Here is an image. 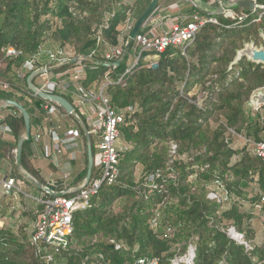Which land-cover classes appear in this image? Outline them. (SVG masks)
I'll return each instance as SVG.
<instances>
[{
    "label": "trees",
    "instance_id": "trees-1",
    "mask_svg": "<svg viewBox=\"0 0 264 264\" xmlns=\"http://www.w3.org/2000/svg\"><path fill=\"white\" fill-rule=\"evenodd\" d=\"M176 1L168 0L158 6L168 8ZM201 1L209 4L213 0ZM151 2L0 0V81L15 90L29 88L32 73L21 80L17 71L48 41L71 49L74 56L103 62L109 46L128 41L131 30L126 22L139 20ZM257 3L264 5V0ZM232 11L237 17L245 14L247 18L234 21L223 14L216 15L218 24L205 25L185 55L174 47L161 54L144 52L139 64L127 72L132 56L141 51L131 41L116 69L102 64L91 69L90 61L85 62L89 67L82 86L98 91L107 85L105 94L113 109L132 108L119 127L124 146L116 183L103 186L86 209L74 214L70 247L63 253L32 246L30 235L26 239L23 231L20 240L7 227L0 228V264H131L138 258L175 264L190 246L195 248L192 264H264V245L256 244V232L244 222L251 215L243 213L238 203L224 208L234 196L246 198L253 183L260 190L251 199L253 206L264 197V165L253 155L251 146L264 140V119L260 114L247 116L243 110L252 93L264 87V67L244 60L229 71L244 42L264 44L259 33L264 31V18L248 23L252 11ZM194 12L207 15L192 7L187 13ZM8 47L23 51V56L5 59L4 49ZM149 58L158 66L152 67ZM75 68V63H71L53 73ZM108 72L111 82L105 78ZM33 82L38 86V78ZM64 97L72 101L70 94ZM6 101L21 104L30 115L32 127L39 122L36 109L42 113L45 103L41 98L30 102L13 91H0V103ZM5 110L11 113L6 114L5 123L10 126L14 141L0 137V160L7 158L10 149H17L25 133L24 118L13 115L19 111L12 107ZM80 118L89 130L86 118ZM77 128L81 141L87 144L83 128ZM236 136L244 140V147H234ZM33 152L32 140L26 141L22 168L45 185L32 162ZM84 157L86 168L71 184H78L87 176V146ZM10 161L15 169L12 176L23 181L24 174L19 171L14 154ZM99 176L100 170L94 166L92 180ZM152 177L154 181L150 182ZM50 189L56 191L53 186ZM213 190L226 194V202L210 200L208 195ZM40 192L47 200L53 198ZM13 204L0 203V215L5 220L15 218ZM39 207L40 211L42 205ZM231 227L243 236L248 247L229 237Z\"/></svg>",
    "mask_w": 264,
    "mask_h": 264
},
{
    "label": "built area",
    "instance_id": "built-area-1",
    "mask_svg": "<svg viewBox=\"0 0 264 264\" xmlns=\"http://www.w3.org/2000/svg\"><path fill=\"white\" fill-rule=\"evenodd\" d=\"M250 1L254 3L252 13L258 14L257 20L263 19L264 5H259L257 0ZM228 2L213 0V3H210L211 6H214V4L217 5V3L220 6L212 11H205L207 15H201L197 12L192 14L182 12L180 5L175 3L171 6V12L178 11L168 17V15H162L166 9L162 6H157L142 26L139 35L135 40H132L136 47L141 48V51L132 56L127 72L139 64L144 52L155 51L161 54L168 48L174 47L181 50L182 54L185 55L187 48L192 46L198 33L205 25L218 24L215 16L219 14L214 13L218 9L223 8L221 14L227 19L243 21L247 18L245 14L237 17L232 9L224 8V5ZM191 7L199 9L194 2H191ZM134 25L135 22L130 23L129 20L126 22V26L131 31ZM98 36L100 40L101 32L98 33ZM129 42V39L127 42L121 40L118 46H109V51L105 54V60L103 62H96L91 57L74 56L69 48L62 49L55 47L54 49H49L47 44H45L40 48L39 53L35 57L25 61L17 71L19 79L22 80L28 73L44 70L43 74L36 77L40 80L37 87L44 93L50 95H58V93L70 94L73 102L81 107L80 112L75 109V115H69L55 103L42 99L45 102L42 106V113L39 112V109H36V117L39 122L31 132L33 146L35 147L36 153L39 149L43 157L51 161H57V158L68 156V162L64 163L63 167L64 179H67L68 175H70L72 162L77 160V155L83 148L78 128L66 126L58 118V114L62 112L69 118H75L84 129L86 128L84 123L80 122V116H83L86 118L89 126V130L87 129L88 133L98 140V143L95 145L97 154L94 156V166L100 170V176L93 180L91 178L88 183L84 181L80 188H70L64 191L67 194L76 193L72 196H66L65 194L64 196L53 197L49 200L45 199V195L43 196L39 201L42 209L37 212L38 218L30 233V243L34 247L40 248L45 246L52 248L55 253L67 251L70 247L69 237L74 231V214L79 210L86 209L91 199L98 195L103 186H112L116 183L119 175L120 153L122 151V147H119V127L125 122L128 112H132V108H129L127 111L113 109L109 98L105 94L107 85L95 91L94 89H86L81 83L86 79V70L89 67L85 62L90 61L92 65L90 66L91 69H97L101 64L116 69L117 66L115 64L121 60L123 61L128 53ZM4 52L5 59H18L23 56V51L13 47L5 48ZM71 63H75V69L65 73H53L55 69ZM111 65L114 66L111 67ZM150 65L155 67L158 66V63L157 61H151ZM109 74L110 72L105 76L107 82H111ZM0 91H13L17 96H25L26 100L30 102L39 98L30 88L15 90L11 88L10 84L1 81ZM1 105L0 137L3 140H12L14 139L13 132L10 126L5 123L6 115L3 113V110L9 108V106L6 102H2ZM13 115L22 116L20 112H14ZM251 146L253 155L261 160L264 165V140L254 143ZM173 148L175 150V146ZM13 153L16 156L17 149ZM36 153L33 155L34 157L37 156ZM152 181H154V177L150 178V182ZM19 184L21 183L14 177L4 176L2 171H0V195L2 197H14L18 193H22L23 191H21V185ZM222 191L218 193L213 190L208 195V198L222 202L224 201V196H226V194L221 193ZM262 202L264 204V197L262 198ZM232 233L240 236L241 240L235 239ZM228 235L231 239L245 244L248 247L243 241V236L235 228L231 227ZM120 248V245L116 246L117 250ZM194 253L195 248L190 246L187 254L179 259V262L175 261L174 263L192 264ZM49 258L51 259L52 257L49 256ZM131 264H159V261L156 258H138Z\"/></svg>",
    "mask_w": 264,
    "mask_h": 264
},
{
    "label": "water",
    "instance_id": "water-1",
    "mask_svg": "<svg viewBox=\"0 0 264 264\" xmlns=\"http://www.w3.org/2000/svg\"><path fill=\"white\" fill-rule=\"evenodd\" d=\"M160 0H152L151 4L149 5L148 9L144 12V14L141 16L139 20L136 21L134 28L132 29L129 40L130 42L132 40H135L136 37L139 35L142 26L146 22V20L150 17V15L155 11L159 4ZM194 4L201 9L202 11H212L213 6L209 4H204L201 0H192ZM224 8L226 9H235L240 8L246 11H253L254 10V3L250 0H241V1H229L224 5ZM223 8L218 9V11H214L216 14H221ZM260 38L264 42V31L260 30ZM129 42V44H130ZM129 47V46H128ZM246 60L248 63L257 65V66H263L264 67V44L257 46L254 41H251L249 43L244 42L243 48L241 50H238L236 53V56L233 60V62L229 66V71H231L235 66H238L242 61ZM123 61L116 63L115 65L118 67L121 65ZM114 65H111L113 67ZM107 67H109L107 65ZM157 67V66H155ZM44 70L33 72L29 78H28V86L31 91L36 93L39 98L50 101L58 105L60 108H62L67 114L69 115H75V107L64 97L59 95H50L44 93L42 90H40L35 84L34 79L38 77L39 75L43 74ZM6 104L9 107L15 108L18 110L22 117L24 118L25 122V133L20 138L18 145H17V154H16V162L19 168L23 171L22 168V152H23V146L26 141L31 140V132H32V126H31V118L29 113L26 111V109L19 103L15 101H6ZM264 107V87L259 88L255 90L250 99L244 104L243 110L247 116H255L256 110H259ZM84 133L87 138V144H88V171L87 176L85 179V182L88 183L91 180L92 172L94 168V155L92 151V143H91V136L88 133L87 129L84 128ZM24 172V171H23ZM25 176L39 189L44 191L45 193L50 194L53 197H59L64 196L67 194V192H56L51 190L49 187L42 186L35 178L24 172Z\"/></svg>",
    "mask_w": 264,
    "mask_h": 264
},
{
    "label": "rangeland",
    "instance_id": "rangeland-1",
    "mask_svg": "<svg viewBox=\"0 0 264 264\" xmlns=\"http://www.w3.org/2000/svg\"><path fill=\"white\" fill-rule=\"evenodd\" d=\"M124 1L127 2L128 4H130V3L133 4V2H134V0H124ZM166 1L168 2V0H160L159 3L164 4V2H166ZM223 1L228 2L230 0H223ZM191 2H192V0H177V5L179 4L181 7V11L186 13V12L190 11V9H191ZM211 3H213V1ZM171 6H169V7H171ZM219 6H220V4H218V3H217V5L214 4L213 9L219 8ZM169 7L166 8V6L163 5V8L166 9L162 13L163 16H165L166 14L172 15V14L177 13L178 10H176L174 13H172L171 10L169 9ZM257 17H258V14L253 13L252 18L250 20H248V23L251 22L252 20H255ZM47 47L49 49H54L55 47H57V44L53 41H48ZM148 60L150 62L153 61L151 58H149ZM58 95L64 97L65 94H59L58 93ZM71 102H72V105L75 107V109L78 112H80L81 107H79L77 104H75V102H73V100ZM255 114H260L262 116V118L264 119V107L259 109V110H256ZM80 122L82 123L81 118H80ZM86 123H87V120H86ZM70 124L78 126L79 122L76 120V123L74 124V122L71 121ZM233 141L235 143L234 144L235 148H241V147H244V145H245L244 140L239 136H236V138H234ZM97 143H98V140H96L95 137L93 136V138H92V147H93L92 151H93L94 156H96V154H97V150L95 149V145ZM86 146H87V152H88V144H85V142L82 141L83 150H85ZM123 146H124V144L120 140L119 147L123 148ZM83 159L84 160L80 159L79 160L80 162L78 164H76V166H75L77 172H80L82 170V168H86L85 157ZM82 161H83V164H82V167H80V163H82ZM62 179H63V181H60L61 182L60 184H70L73 181V175H72V173H70V175H68L67 179H64V177H62ZM84 181H85V179H84ZM23 182L25 183V186H26V191L24 193L23 192L18 193L14 197L13 196H7L6 199L5 198L3 199V197L1 196L2 200L0 201V203L3 202L4 206H6L7 204H9V202H11V199L13 200L14 204L12 206V209H14L13 212H15L16 216L12 220H2V219H4V217H2L0 215V226L2 225L1 223L4 222V225H3L4 228L7 227L11 231H13L14 234H16L20 240H22V237H23L20 232L23 231V233L25 234V237L27 239V236H29L31 231L33 230L34 222H36V220L38 218V215H36V212L39 211V209H40V207H39L40 203L37 200H33L32 196L38 197V196L42 195V193L40 192V189H37V187H35V185L25 175H24ZM247 193H248L247 197L243 198V199L235 197V196L232 197L231 200L229 199L230 201L224 206V208L227 209L233 203H238L239 206H241V211L243 213L251 215V218L245 217V219H244L245 225L249 224V226H251L252 229L256 232V238H255L256 244L264 245V204H263V202H261L260 204H258L254 207L253 204L251 203V199H253V196L257 193H260L258 185L255 183L250 185V188L247 190ZM29 194H31V195H29ZM41 197H43V196H41ZM224 201L226 202V196H224ZM2 206H3V204H2Z\"/></svg>",
    "mask_w": 264,
    "mask_h": 264
},
{
    "label": "crops",
    "instance_id": "crops-1",
    "mask_svg": "<svg viewBox=\"0 0 264 264\" xmlns=\"http://www.w3.org/2000/svg\"><path fill=\"white\" fill-rule=\"evenodd\" d=\"M176 3H177V1H176ZM169 9L171 10V7H169ZM169 11V10H168ZM172 11V10H171ZM168 15V17H170L171 16V14L169 15V14H166V16ZM39 82H40V80H38V84H39ZM2 104V102L0 103V107L2 106L1 105ZM3 113L6 115V114H8V113H10V110H3ZM58 118L66 125V126H68V127H75L76 125H71L70 123H71V121L72 122H74V124L76 123V119L75 118H69V117H67L66 115H64L62 112H60L59 114H58ZM38 124V123H37ZM37 124L34 126V127H32V131L35 129V127L37 126ZM77 127V126H76ZM5 141H7V142H12V141H14V139H12V140H5ZM83 148V147H82ZM13 151L14 150H12V149H10L8 152H9V155L7 156V158H4L3 160H0V171H2V173H3V175L4 176H11V177H13L12 176V173H14L15 172V169H14V167L12 166V163H11V161H10V159H11V155H13L14 153H13ZM33 155L36 153V150H35V147L33 146ZM84 152H85V150H81L80 151V153H78V155H77V160L76 161H74V162H72V171H71V173H72V175H73V181L71 182V183H74V181L75 180H77V178H79V175H80V173H81V171L83 170V168H82V170L80 171V172H77L76 171V168H75V166H76V164H78L80 161V159L81 160H84L83 158H84ZM37 154V156H35V157H33L32 158V162H33V164H34V166H35V168L39 171V173H40V176L44 179V181L46 182V184L45 185H42V186H44V187H49L50 188V186H53V187H55V189H56V192H57V190H59V189H65V188H68L70 185L72 186L71 188H80V186L82 185V183L84 182V181H82V182H80V183H78V184H60L61 182L60 181H63V179H62V177H63V173H64V171H63V167H64V163H66V162H68V156H65V157H61V158H57V161H51V160H48V159H45L44 157H43V154H42V152L41 151H39V149H38V152L36 153ZM16 157V156H15ZM82 164H83V161H82V163H80V167H82ZM7 170V171H6ZM19 171L22 173V174H24V172H26L27 174H29L27 171H25L24 169H23V171L19 168ZM25 175V174H24ZM30 175V174H29ZM19 183H21V184H19V185H21V191H23V193L26 191V186H25V183L22 181V180H20V179H17L16 177H14ZM86 179V178H85ZM76 182V181H75ZM52 183H56V184H52ZM63 186V187H62ZM36 187V186H35ZM38 188V187H37ZM39 189V188H38ZM40 191H42L41 189H40ZM42 193V192H41ZM27 195V194H26ZM29 195H31V194H29ZM41 196H44V194L42 193V195ZM41 196H38V197H36V196H32V199L33 200H37L38 202L43 198V197H41ZM6 199V197H4L3 196V199ZM2 199H1V195H0V201H1ZM13 200L11 199V202H12ZM11 202H9V203H11ZM12 209V208H11ZM38 212V211H37ZM37 212H36V214H37ZM2 220H5V219H2ZM3 222V221H2ZM2 225L0 226V228H4V222L3 223H1ZM34 224H35V222H34ZM34 224H33V226H34Z\"/></svg>",
    "mask_w": 264,
    "mask_h": 264
},
{
    "label": "bare ground",
    "instance_id": "bare-ground-1",
    "mask_svg": "<svg viewBox=\"0 0 264 264\" xmlns=\"http://www.w3.org/2000/svg\"><path fill=\"white\" fill-rule=\"evenodd\" d=\"M232 235H233V237H234L235 239H237V240H241V237H240V236H237L236 234H233V233H232Z\"/></svg>",
    "mask_w": 264,
    "mask_h": 264
}]
</instances>
